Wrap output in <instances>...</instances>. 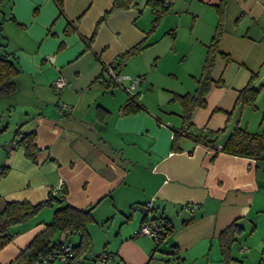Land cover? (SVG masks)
<instances>
[{
  "label": "crops",
  "instance_id": "obj_1",
  "mask_svg": "<svg viewBox=\"0 0 264 264\" xmlns=\"http://www.w3.org/2000/svg\"><path fill=\"white\" fill-rule=\"evenodd\" d=\"M3 1L0 53L10 54L19 71L14 89L0 96V121L7 120L0 126V168L8 165L0 175V210L8 201H43L61 183L57 194L66 189L65 202L76 208L93 206L88 255L110 253L112 264L223 260L218 235L235 219L243 227L239 252L248 250L245 237L260 228L264 242V153L251 158L215 152L184 137L181 149L171 150L182 106L169 94L194 92L205 45L217 22L215 5L221 0H194V8L183 10L191 16L194 34L188 52L177 45L179 30H173L172 37L165 30L162 37L156 35L146 0L113 10L97 26L113 0H63V14L54 0H0V6ZM171 3L169 9L176 15V2ZM222 3L218 48L231 60L217 57L213 78H221L223 84H211L205 106L196 107L191 118L198 129L207 131L228 123L217 146L240 120L237 108L226 122L238 90L253 72V87L264 86V0ZM68 22L75 30L66 34ZM175 25H183L179 14ZM139 41L147 46L119 64L121 78L114 82L105 67L117 65L119 55ZM58 76L65 80L62 87L54 85ZM160 76L166 79L163 95L156 91ZM135 78L138 84L128 89ZM138 88L143 109L124 112L123 103ZM16 130L35 131L40 148L36 162L14 147ZM55 208L44 206L17 227L0 248V264L16 257ZM148 219H167L173 227L157 247L150 236L134 234ZM232 257L231 263L243 264ZM256 264H264V256Z\"/></svg>",
  "mask_w": 264,
  "mask_h": 264
},
{
  "label": "trees",
  "instance_id": "obj_2",
  "mask_svg": "<svg viewBox=\"0 0 264 264\" xmlns=\"http://www.w3.org/2000/svg\"><path fill=\"white\" fill-rule=\"evenodd\" d=\"M59 14H63V0H54ZM132 0H113V3L109 10L105 11L103 16L96 22L108 16L113 10L118 8H127L131 5ZM223 0L216 4L217 10V22L210 41L205 45V56L201 67V72L196 77V87L192 94H179L173 93L171 99L176 100L182 106L181 112V125L173 130V138L171 142V150L179 151L181 149L179 141L182 137L188 138L194 142L201 143L207 147L215 149V152H225L232 155L259 158L264 153V133L250 131L246 126L240 125L239 121H235V124L228 134L226 140L217 146V138L224 130L228 123L221 129L215 131H207L202 128H197L192 122V112L196 107L205 106V94L208 92L212 83L221 86L223 81L221 78H213V69L217 57L225 58L226 61H230V57L227 53L221 52L218 48V42L220 34L222 32L223 25ZM145 4L149 7L153 13V24L169 10L171 0H146ZM157 6H160L157 9ZM74 27L68 22L65 28V33L72 32ZM94 33L89 37L88 41H91ZM147 46L145 41H139L132 45L119 55V62L117 65L112 66L115 73H118V66L128 56L139 52ZM19 71V66L15 59L10 54L0 53V96L11 92L14 85V77ZM257 73L253 72L245 86L238 90V94L234 103L233 109L227 113V120L236 111L237 108H242L244 105H254L255 98L259 92V89L253 87V81ZM124 112H131L143 109L142 104L139 101V93H134L123 103ZM4 128L0 129L3 130ZM14 147L23 149L24 156L32 161L36 162L37 155L40 148L36 144V133L30 131L27 133H21L16 130L13 138ZM10 151V150H9ZM10 153V152H9ZM8 168L5 164L0 168V175L4 174ZM66 189L63 190V194H57L50 192L47 198L36 204H32L28 201H8L4 207L0 210V248L8 243L12 237L17 233V227L31 218L35 217L44 206H56L50 220L44 222L43 229L38 232L29 243L19 251L14 259L6 264H40L42 259L55 251L62 250L65 245H70L72 257L68 263L82 264L81 262L91 251L92 239L87 231V225L94 220L92 209L93 206L84 208H76L64 201V194ZM161 223L163 230L158 235V243L154 244L157 247L160 241L169 233L173 231L172 225L167 219H153ZM146 221V220H145ZM144 222V221H143ZM243 232V227L235 219L230 224L220 231L218 235L219 251L225 263L232 260L231 247L237 237ZM65 235L63 240L60 238ZM70 235H76L77 241L72 243L68 241ZM100 254V253H99ZM98 255V254H97ZM94 260V259H93ZM96 261V259L94 260ZM98 261V260H97ZM182 264V263H180Z\"/></svg>",
  "mask_w": 264,
  "mask_h": 264
},
{
  "label": "rangeland",
  "instance_id": "obj_3",
  "mask_svg": "<svg viewBox=\"0 0 264 264\" xmlns=\"http://www.w3.org/2000/svg\"><path fill=\"white\" fill-rule=\"evenodd\" d=\"M171 1L176 2V7H177L176 12L178 13L174 15L173 11L169 9L167 12L162 14V16L156 21L155 28H157V30L155 33L156 35L158 34V36L162 37L163 36L162 32L165 30L164 34L169 37H172V34L174 33V31L176 29L179 30L178 39H181V40L177 42V45L179 46L180 49H184L186 50V52H188L189 49H191V45H193V43L190 44V41H192L191 39L193 38L194 34L191 33L192 26H190V22H189V19H191V16L190 18H187L188 13L187 11H183V10H187L189 6H191L190 8H194L193 3L195 1L194 0L192 1L191 0H171ZM5 3L6 1H3L0 8H2L3 5L5 6ZM159 8L160 6H157V9ZM177 14L180 15V21H182L183 25H179V26L175 25L176 20H177ZM170 26H171V29L170 30L167 29ZM195 29H196V26H195ZM180 31L183 32L182 35L180 34ZM195 31L196 30H194V32ZM213 73H215L214 70H213ZM155 80H156L155 84L157 88L156 91L160 95H163V93L165 92H163L164 90L161 88V86H164L166 84V79L160 76L158 77V79H155ZM139 87H143V85L141 86L139 85ZM154 87L155 85H152V86L148 85V88H154ZM136 92L140 93L141 89L138 88ZM169 95L172 96V93H170ZM254 105L255 106L246 104L242 108H239V112H238L239 113L238 117L240 119L239 124L243 126L246 125L247 128L253 132H264V86L260 88L257 94V97L255 98ZM6 122L7 120L5 121V119L4 120L2 119V121H0V126H5L7 124ZM0 142H1L0 144H4V139H2V137H0ZM242 237L243 235H240L237 238L236 242L233 243L231 247L232 255L238 257L243 262V264H251V262H255V264L258 263L259 257L264 256V242L261 240V238L263 237L261 228L260 230L256 231L253 235H248L245 237V243L248 246V250L244 253H241L238 250V245L240 243V240H242L241 239ZM76 240H77L76 235H70L68 237L69 242L74 243L76 242ZM99 251H101V249L97 250L96 252H99ZM93 256H94L93 253L90 255H87L86 258L83 260V264H102L99 261H94L92 258ZM231 262L232 260H229L228 263H225L224 260H220V258L217 257V259L216 260L214 259L212 263L210 264H240V263H231ZM107 264H112V262L110 263L108 262ZM198 264H206V263H198Z\"/></svg>",
  "mask_w": 264,
  "mask_h": 264
},
{
  "label": "built area",
  "instance_id": "obj_4",
  "mask_svg": "<svg viewBox=\"0 0 264 264\" xmlns=\"http://www.w3.org/2000/svg\"><path fill=\"white\" fill-rule=\"evenodd\" d=\"M106 74L112 79L114 82L120 81V74L115 73V71L112 69L111 65H107L105 67ZM65 80L63 77L58 76L57 79L54 81L55 87H62ZM139 82L138 78H135L131 81L130 85L128 86V89L134 88ZM9 145L8 147H10ZM61 188V183H59L56 187L52 189L53 193H58L59 189ZM163 227L161 223H159L156 220L148 219L141 223V225L138 227V229L135 230L134 234H143L150 236L154 244L158 243V235L160 232H162ZM70 257H72L71 247L70 245H65L62 250L55 251L54 253L48 255L47 257L43 258L40 264H53L54 261H58L60 264H66L70 260ZM93 259L96 261L98 260L102 264H107V262L110 260V253H100L98 255L93 256Z\"/></svg>",
  "mask_w": 264,
  "mask_h": 264
},
{
  "label": "water",
  "instance_id": "obj_5",
  "mask_svg": "<svg viewBox=\"0 0 264 264\" xmlns=\"http://www.w3.org/2000/svg\"><path fill=\"white\" fill-rule=\"evenodd\" d=\"M139 209L142 210V212H146V210H147L146 207H140ZM64 237H65V235H63V236L60 238V240H63Z\"/></svg>",
  "mask_w": 264,
  "mask_h": 264
}]
</instances>
